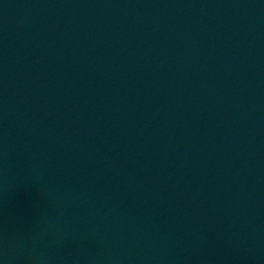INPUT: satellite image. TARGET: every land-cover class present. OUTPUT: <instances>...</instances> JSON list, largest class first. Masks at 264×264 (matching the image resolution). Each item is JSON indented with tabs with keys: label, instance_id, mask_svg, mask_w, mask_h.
<instances>
[{
	"label": "water",
	"instance_id": "obj_1",
	"mask_svg": "<svg viewBox=\"0 0 264 264\" xmlns=\"http://www.w3.org/2000/svg\"><path fill=\"white\" fill-rule=\"evenodd\" d=\"M0 264H164L102 0H0Z\"/></svg>",
	"mask_w": 264,
	"mask_h": 264
}]
</instances>
